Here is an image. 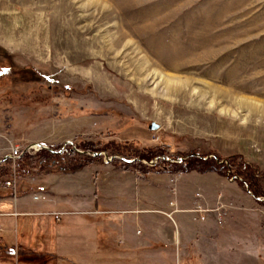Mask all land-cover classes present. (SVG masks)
<instances>
[{"label":"rangeland","instance_id":"rangeland-1","mask_svg":"<svg viewBox=\"0 0 264 264\" xmlns=\"http://www.w3.org/2000/svg\"><path fill=\"white\" fill-rule=\"evenodd\" d=\"M85 143L101 157L79 169L16 170L23 153L47 150L37 144L84 153ZM154 152L170 168L216 159L232 176L169 172L156 182H170L169 207L118 205L131 174L153 172L134 160L150 165L140 157ZM6 157L14 173L0 197L59 211L0 210L13 214L10 231L0 225V264H73L60 252L93 242L105 262L264 264V0H0ZM178 189L192 198L179 202ZM146 196L164 199L152 186ZM29 250L57 257L35 262Z\"/></svg>","mask_w":264,"mask_h":264},{"label":"crops","instance_id":"crops-1","mask_svg":"<svg viewBox=\"0 0 264 264\" xmlns=\"http://www.w3.org/2000/svg\"><path fill=\"white\" fill-rule=\"evenodd\" d=\"M191 172H197V171H190L187 173H191ZM215 172V171H214ZM198 173V172H197ZM217 173V172H216ZM169 172H150L148 174H145V176L143 178H136L135 175L131 174V184H132V189H131V195H123L120 198H118L117 204L121 205L122 207H129L132 209L135 208H147L150 207L152 208V206L157 205V206H168V198L170 196V182H167V180L165 182H162V185H158V183H156L157 177H164V178H169L170 175ZM219 174V173H218ZM182 179V178H181ZM179 180V179H178ZM193 182V181H192ZM152 183V185H150ZM190 185V184H189ZM191 185L195 186L194 183H192ZM148 186H152L153 187V193H156V191L160 190L161 193L164 196L163 200H157L154 198L151 199H147L146 193H147V188ZM191 191H180L178 189V197L180 198L179 202H185V200L192 198L189 197V194H191ZM26 197L23 195L21 197H17V200L12 201L10 197H0V210H6L9 208H12L13 210L17 211L20 213L19 216L22 217H31V216H41V215H45L42 214L44 212H52V211H59L58 209H52L51 211H43V210H25L27 206H29L30 202L28 200L25 199ZM258 199V198H257ZM261 200V199H258ZM148 208V209H150ZM45 210V209H44ZM144 213H149V212H144ZM28 214V215H26ZM41 214V215H40ZM11 215H13L11 212H4L0 213V225L3 226L5 231H10L11 227H10V217ZM12 218V217H11ZM36 222V221H35ZM46 224V225H45ZM44 224L45 230L50 231V229L52 228L50 223L48 221H46ZM64 223H61V225H63ZM67 225V223L65 224ZM171 227V226H169ZM51 234V232H49ZM49 234V235H50ZM52 235V234H51ZM4 244L2 245V248L5 249H12L15 250L19 248V244H18V248L17 247H12L8 241H4ZM91 245V246H90ZM88 247V250L84 249L83 245H76V244H72L70 248H66V250H62L60 253L61 254H65L67 256H72L71 262L73 264H124V261H120L119 259L116 260V258H110V260H108V262L105 261H101V256L104 257V254H109L105 253L103 251H101V249L99 248L98 243L93 242V244H90ZM25 246V245H23ZM32 247V245H31ZM25 249H27L26 247H24ZM31 252V254L35 255L33 257V259H35L37 262L38 259H43L42 256L45 255H49L52 256V258L57 257V255H53L52 253H49V251L43 252V253H39L37 251H32L29 250ZM68 260V259H67ZM70 260V259H69ZM70 263L69 261H65V263H59V264H68Z\"/></svg>","mask_w":264,"mask_h":264},{"label":"trees","instance_id":"trees-1","mask_svg":"<svg viewBox=\"0 0 264 264\" xmlns=\"http://www.w3.org/2000/svg\"><path fill=\"white\" fill-rule=\"evenodd\" d=\"M85 151L84 153L80 152H69L67 150L61 151L63 148V145H54L50 147L47 150L42 151L39 155H31L28 153H23L20 157L16 159V166L18 170V173L22 171H25V173L29 172L31 173L32 170L40 169L41 171L44 170V172H55L58 170L68 171V170H76L80 167L84 166L85 164H90L94 162L95 160H98L101 156L100 155H92L88 152H94L98 151V148L93 147L94 144L92 143H85L84 145ZM149 152V151H148ZM154 153H148L142 155L140 158H144L147 160H154ZM65 155L69 158L67 161L64 162ZM173 158L174 155H171ZM126 157V156H125ZM132 157H126V159H119V158H113L112 161L114 162H121L124 165H127L129 163V159ZM31 161L29 164L33 163L29 169H27V161ZM133 162V161H132ZM134 163L139 165L142 168H146L147 171H153V172H190V171H197V172H207V171H215L223 176H229V172L226 170V165L224 163H218L216 159L212 160V158H204L203 156H196L194 154L189 155V157L183 158L178 164H174L176 168H170L168 164L172 165V162H169L167 158L161 163L157 164H143L140 160H134ZM14 161L10 157L2 158L0 159V185L3 184V182L8 181L9 178L6 179V177L12 176L14 173L13 168ZM67 164V165H66ZM67 166L69 168H67ZM47 169V170H46ZM237 175V174H234ZM232 176V175H231ZM238 183L241 186H244V182L242 180H238ZM258 195L257 193H255ZM259 196V195H258ZM259 203H264V200H258ZM13 251L12 249H9ZM35 256V255H34ZM22 260V259H21ZM24 260V259H23Z\"/></svg>","mask_w":264,"mask_h":264},{"label":"built area","instance_id":"built-area-1","mask_svg":"<svg viewBox=\"0 0 264 264\" xmlns=\"http://www.w3.org/2000/svg\"><path fill=\"white\" fill-rule=\"evenodd\" d=\"M33 147V146H32ZM31 147V148H32ZM36 148H39V149H42V148H49L48 147V145H45V144H37L36 145ZM30 149V148H29ZM22 154V152L20 151L19 152V150H15V152H14V154H12V155H10L12 158H16L17 156H20ZM159 158L160 157H157L155 160H151L149 163L150 164H156V163H158V160H159ZM162 159H163V157H162ZM61 214L62 213H59V212H55L54 213V215H55V217L57 218V219H60L61 218Z\"/></svg>","mask_w":264,"mask_h":264},{"label":"water","instance_id":"water-1","mask_svg":"<svg viewBox=\"0 0 264 264\" xmlns=\"http://www.w3.org/2000/svg\"><path fill=\"white\" fill-rule=\"evenodd\" d=\"M150 127H151V128H159V124H157V123H155V122H152V123L150 124ZM96 154H98V153H96ZM232 179H234V178H232ZM258 199H261V198L258 197Z\"/></svg>","mask_w":264,"mask_h":264},{"label":"bare ground","instance_id":"bare-ground-1","mask_svg":"<svg viewBox=\"0 0 264 264\" xmlns=\"http://www.w3.org/2000/svg\"><path fill=\"white\" fill-rule=\"evenodd\" d=\"M170 80H168V82H169Z\"/></svg>","mask_w":264,"mask_h":264}]
</instances>
